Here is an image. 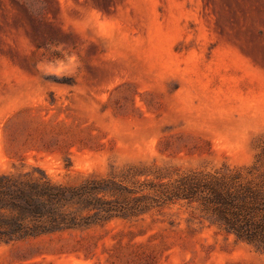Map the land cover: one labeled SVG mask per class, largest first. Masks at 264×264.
I'll use <instances>...</instances> for the list:
<instances>
[{
  "label": "rangeland",
  "instance_id": "1",
  "mask_svg": "<svg viewBox=\"0 0 264 264\" xmlns=\"http://www.w3.org/2000/svg\"><path fill=\"white\" fill-rule=\"evenodd\" d=\"M235 171L264 184V0H0V175L79 188L0 264H264L196 187Z\"/></svg>",
  "mask_w": 264,
  "mask_h": 264
},
{
  "label": "trees",
  "instance_id": "2",
  "mask_svg": "<svg viewBox=\"0 0 264 264\" xmlns=\"http://www.w3.org/2000/svg\"><path fill=\"white\" fill-rule=\"evenodd\" d=\"M238 174V171L211 174L209 178L199 179L196 187L211 195L212 199L206 202L223 221L222 227L227 232L233 233L239 239L254 242L264 236V221H255L253 217L264 208V187L261 186L264 184H259V187H252L248 183L240 185ZM99 183L95 181L94 184L86 186L92 197L98 200L101 198L98 194L106 192L105 188L98 186ZM76 189L79 188L54 184L43 176L27 179L9 174L0 175V241L11 242L48 231L39 225L42 223L41 217L49 214V211L44 210L46 202L57 206L66 199V194H74ZM243 193L247 194L246 201L239 198ZM182 197L191 198L192 193ZM101 209L105 210L102 206ZM58 214H62L59 215V220L53 217L49 222L53 226L52 230L68 225L69 220L64 213L59 211Z\"/></svg>",
  "mask_w": 264,
  "mask_h": 264
}]
</instances>
